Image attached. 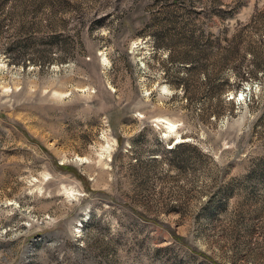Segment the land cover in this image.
I'll return each mask as SVG.
<instances>
[{
	"label": "rangeland",
	"instance_id": "rangeland-1",
	"mask_svg": "<svg viewBox=\"0 0 264 264\" xmlns=\"http://www.w3.org/2000/svg\"><path fill=\"white\" fill-rule=\"evenodd\" d=\"M0 264H264V0H0Z\"/></svg>",
	"mask_w": 264,
	"mask_h": 264
},
{
	"label": "bare ground",
	"instance_id": "bare-ground-1",
	"mask_svg": "<svg viewBox=\"0 0 264 264\" xmlns=\"http://www.w3.org/2000/svg\"><path fill=\"white\" fill-rule=\"evenodd\" d=\"M168 128L173 130L175 128V125L171 122H168Z\"/></svg>",
	"mask_w": 264,
	"mask_h": 264
}]
</instances>
